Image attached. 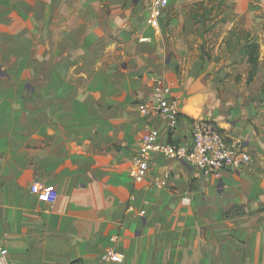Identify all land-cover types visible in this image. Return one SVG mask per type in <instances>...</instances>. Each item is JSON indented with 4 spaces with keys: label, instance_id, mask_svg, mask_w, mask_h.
Returning a JSON list of instances; mask_svg holds the SVG:
<instances>
[{
    "label": "crops",
    "instance_id": "0c3cea01",
    "mask_svg": "<svg viewBox=\"0 0 264 264\" xmlns=\"http://www.w3.org/2000/svg\"><path fill=\"white\" fill-rule=\"evenodd\" d=\"M118 1L106 14L101 0H24V17L0 16V236L12 264H264V0H170L158 31L152 0ZM159 79L183 112L175 134L158 125L164 141L190 143L192 120L207 119L252 167L205 176L155 155L135 182L151 123L137 104ZM36 184L54 198L39 200ZM110 249L124 259L104 262Z\"/></svg>",
    "mask_w": 264,
    "mask_h": 264
},
{
    "label": "built area",
    "instance_id": "2783aa9c",
    "mask_svg": "<svg viewBox=\"0 0 264 264\" xmlns=\"http://www.w3.org/2000/svg\"><path fill=\"white\" fill-rule=\"evenodd\" d=\"M170 4V0H152L147 7V24L150 28L160 30L161 20ZM147 41L148 39H143ZM142 40V41H143ZM143 117L150 120L146 134L132 159L130 177L135 182H142L148 173V166L155 155L176 159L189 164L197 174L205 176H221L225 171L249 170L253 158L241 142L229 140L222 131L210 120L193 119L191 122V141L180 144L163 140L159 124H164L170 134H175L183 116L180 97L173 93V85L164 80H155L153 94L150 100L137 104ZM162 186L166 185L163 181ZM32 192L41 201H51L54 198V187H44L36 184ZM188 203V199H184ZM144 216L145 212H141ZM124 254L108 250L103 260L106 263H120ZM0 264H12L10 252L0 236Z\"/></svg>",
    "mask_w": 264,
    "mask_h": 264
},
{
    "label": "rangeland",
    "instance_id": "374dc122",
    "mask_svg": "<svg viewBox=\"0 0 264 264\" xmlns=\"http://www.w3.org/2000/svg\"><path fill=\"white\" fill-rule=\"evenodd\" d=\"M107 1H109V0H101L102 7L100 8V11L104 10L106 12V14H109L110 13V9L108 8V5L106 4ZM113 2L118 3L119 1L118 0H113ZM93 7L90 8V12H92V13L98 12V7H96V8H93ZM119 7L120 6H118V5L113 6V8L115 10L118 9ZM32 9L33 8H31V12H33ZM44 9L46 10V8H44ZM213 11L214 10H212V12ZM26 13H27V11H26V6L24 5V0H0V16H2V18L5 17V16H8V15H10V16H18V15H20L21 17H24L26 15ZM102 21H103V18H102V20L100 22H95V24L99 23V25H100V23H102ZM3 22H5V21H3ZM3 22L0 21V29H2V30H0V32L4 31L5 28H6V25H4L5 23H3ZM62 23L70 24L71 22L63 21ZM71 24H74V22H72ZM66 27H70V26H66ZM1 44H4V43H1V38H0V45ZM98 50L100 52H102L101 49L95 48V51L98 52ZM95 54H97V53H95ZM0 60H1V54H0ZM3 71L4 70L2 68H0V75L2 74ZM160 80H162V79H160Z\"/></svg>",
    "mask_w": 264,
    "mask_h": 264
},
{
    "label": "trees",
    "instance_id": "16d2710c",
    "mask_svg": "<svg viewBox=\"0 0 264 264\" xmlns=\"http://www.w3.org/2000/svg\"><path fill=\"white\" fill-rule=\"evenodd\" d=\"M246 47L250 48V53L252 54V60L254 61V56L256 54V49H257V43H256V39H251L247 42ZM253 78V73L250 76V80ZM231 214V213H230ZM233 214H237V213H232Z\"/></svg>",
    "mask_w": 264,
    "mask_h": 264
}]
</instances>
